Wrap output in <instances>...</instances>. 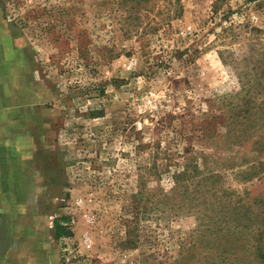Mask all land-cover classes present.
<instances>
[{
  "label": "rangeland",
  "instance_id": "1",
  "mask_svg": "<svg viewBox=\"0 0 264 264\" xmlns=\"http://www.w3.org/2000/svg\"><path fill=\"white\" fill-rule=\"evenodd\" d=\"M1 55L40 264H264V0H0Z\"/></svg>",
  "mask_w": 264,
  "mask_h": 264
},
{
  "label": "crops",
  "instance_id": "2",
  "mask_svg": "<svg viewBox=\"0 0 264 264\" xmlns=\"http://www.w3.org/2000/svg\"><path fill=\"white\" fill-rule=\"evenodd\" d=\"M13 62L0 56V264H40L45 198L38 197L46 188L43 168H30L37 141L22 101L28 86L12 74Z\"/></svg>",
  "mask_w": 264,
  "mask_h": 264
},
{
  "label": "trees",
  "instance_id": "3",
  "mask_svg": "<svg viewBox=\"0 0 264 264\" xmlns=\"http://www.w3.org/2000/svg\"><path fill=\"white\" fill-rule=\"evenodd\" d=\"M251 100L247 99L246 101H244L243 103H240V104H244V105H247V103H250ZM233 108H236V106H234ZM240 111H244V112H248V113H251L249 112V109L248 108H244V109H239ZM239 115V114H238ZM259 146L261 147L260 150H264V139L262 141H259ZM55 226H56V231L57 233L59 232L60 228H62L58 222H55ZM259 255L263 256L264 257V246H260V251H259Z\"/></svg>",
  "mask_w": 264,
  "mask_h": 264
}]
</instances>
